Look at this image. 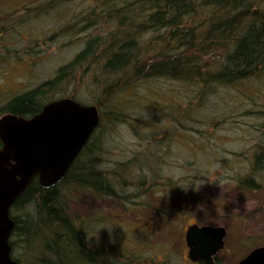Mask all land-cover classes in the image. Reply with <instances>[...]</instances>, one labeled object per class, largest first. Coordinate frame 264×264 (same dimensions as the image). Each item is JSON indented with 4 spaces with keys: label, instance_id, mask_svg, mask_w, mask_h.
<instances>
[{
    "label": "rangeland",
    "instance_id": "1",
    "mask_svg": "<svg viewBox=\"0 0 264 264\" xmlns=\"http://www.w3.org/2000/svg\"><path fill=\"white\" fill-rule=\"evenodd\" d=\"M108 4L0 0V105L55 76L88 36L112 30L105 19L98 18L92 27L78 22ZM150 37L147 33L138 41L143 44L142 39ZM64 71L63 82L43 96L46 103L74 94L76 100L93 104L104 88L100 69L85 57ZM197 89L183 80L153 77L131 82L102 105L104 114L119 108L126 115L113 123L104 118L101 148L90 157L97 161L96 168L115 179V190L128 196L96 199L90 190L61 186L71 196L66 193L64 199L73 216L94 218L87 224L88 237L120 247L118 253L129 257L122 264H199L188 257L185 242L186 227L192 223L225 229L224 246L214 264H236L264 244V163L253 167L258 143L264 140V72L215 86L212 92L199 94ZM143 109L150 119L134 115ZM121 124L135 139H117ZM249 175L258 182L254 188L240 184ZM200 181L194 190L192 185ZM13 254L30 263L20 247Z\"/></svg>",
    "mask_w": 264,
    "mask_h": 264
},
{
    "label": "trees",
    "instance_id": "2",
    "mask_svg": "<svg viewBox=\"0 0 264 264\" xmlns=\"http://www.w3.org/2000/svg\"><path fill=\"white\" fill-rule=\"evenodd\" d=\"M116 1L106 0L107 8L78 19L90 22V27L98 23V18L105 19L114 26L112 30L88 36L83 47L55 76L8 97L0 105V113L29 117L39 112L46 103V92L63 82L64 68L73 67L85 57L100 69L104 79L103 90L92 101L97 105L99 122L64 177L46 188L34 178L10 207L15 221L10 235L11 253L18 264H24V260L14 256L17 246L31 259L29 264H122L123 258L129 259L118 253L120 247L111 243L103 246L88 237L87 224L94 218L73 216L64 199L66 193L71 196L61 190V186L90 190L96 199L104 195L128 196L115 190V179L96 168L97 161L90 157L101 148L104 118L113 123L126 115L119 108L106 109L104 114L102 105L107 106L128 84L153 77L177 79L195 85L197 93L204 94L215 86L264 72V6L260 0ZM147 33L151 37L142 39L144 43L140 44L138 40ZM145 47L149 48L146 52ZM70 97L76 99L74 94ZM253 161L254 169L264 163V140L258 143ZM122 183L125 181H120L121 186ZM256 183L253 175L240 182L250 188Z\"/></svg>",
    "mask_w": 264,
    "mask_h": 264
},
{
    "label": "water",
    "instance_id": "3",
    "mask_svg": "<svg viewBox=\"0 0 264 264\" xmlns=\"http://www.w3.org/2000/svg\"><path fill=\"white\" fill-rule=\"evenodd\" d=\"M98 122L97 105L72 97L51 100L29 117L9 112L0 116V264H18L10 243L15 226L10 207L16 197L34 178L45 188L58 183ZM224 235L221 226L189 224L185 231L188 257L214 264ZM236 264H264V244L252 248Z\"/></svg>",
    "mask_w": 264,
    "mask_h": 264
},
{
    "label": "clouds",
    "instance_id": "4",
    "mask_svg": "<svg viewBox=\"0 0 264 264\" xmlns=\"http://www.w3.org/2000/svg\"><path fill=\"white\" fill-rule=\"evenodd\" d=\"M134 115H136L137 117H143L144 119H150L149 113L146 111V109L143 110H135ZM117 139L122 140L124 142L130 141L135 139V137L133 136V134L131 133V131L127 128V125L125 124H121L120 125V129H119V133L117 135ZM102 167L104 165H101ZM109 166L114 167V164H111ZM204 181H200L198 183H194L192 185L194 190H198L200 185L203 183ZM203 205H198V207H202Z\"/></svg>",
    "mask_w": 264,
    "mask_h": 264
}]
</instances>
